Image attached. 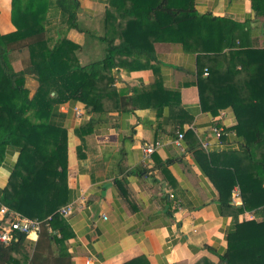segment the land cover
<instances>
[{"label":"crops","instance_id":"0c3cea01","mask_svg":"<svg viewBox=\"0 0 264 264\" xmlns=\"http://www.w3.org/2000/svg\"><path fill=\"white\" fill-rule=\"evenodd\" d=\"M9 1L0 0L2 33L14 30L8 17ZM79 3V27L103 33L107 0H79ZM194 6L199 14L230 19L228 34L235 37L231 51L264 48V5L258 12L253 8V0H194ZM51 25L55 26L56 38L59 26L56 18L47 28ZM62 31L63 36L80 46L77 51L80 63L95 60L103 53V45L94 35L87 38L76 28ZM153 48L157 60H150L148 67L113 69V87L134 96L133 89H147L157 80L164 88L178 92L179 105L173 106L174 109L164 106L158 110L131 102L128 107L132 109L128 112L109 104L107 111L86 113L84 118L92 121L94 130L84 135L83 156L79 157L74 129L83 118L74 117L73 102L59 106L64 113L62 124L67 129V203L71 202L73 208L68 215H61L53 227L54 241L39 238L36 245L42 252L39 263L220 264L228 234L236 223L262 220L254 210L234 214L220 204L219 185L208 157L212 151L241 147L233 130L237 123L233 108L211 113L200 104L198 62L222 69L225 62L221 56L225 52L213 61L209 53L184 50L177 41H157ZM22 59L24 56L14 57V70L24 67ZM233 62L234 70L247 65L246 71L231 78L237 87L236 97L247 99L249 93L244 83L251 79L255 65L247 64L242 55ZM36 85L33 77L26 76L29 95ZM214 123L224 132L220 142L209 134ZM178 132L183 133L180 147L174 143ZM205 139L209 142L206 149L201 145ZM156 140L159 145L145 154L143 147ZM16 155V150L9 149L0 164V195ZM231 204L240 206L241 198L232 199ZM37 239V232L27 234L26 256L14 252V260L8 264H28Z\"/></svg>","mask_w":264,"mask_h":264},{"label":"trees","instance_id":"16d2710c","mask_svg":"<svg viewBox=\"0 0 264 264\" xmlns=\"http://www.w3.org/2000/svg\"><path fill=\"white\" fill-rule=\"evenodd\" d=\"M262 5L263 0H253L257 12ZM79 11V0H10L8 17L14 30L0 32V164L9 149L17 151L0 206L41 221L28 264L40 262L39 238L54 241L52 230L61 217L58 209L69 199L67 129L59 106L70 101L79 104L85 114L107 111L109 104L128 112L131 102L158 110L164 106L174 109L179 105L178 92L157 80L147 89H133L134 96L113 87V69L146 68L150 60H157L153 48L157 41L180 42L184 50L205 51L213 61L225 52L222 69L198 62L200 104L211 113L233 108L237 120L233 130L241 147L212 151L208 157L219 185L220 204L234 214L254 210L262 220L236 223L219 263L264 264V48L231 51L235 37L228 34L230 19L199 14L194 0H107L101 34L79 27ZM55 18L58 35L49 42L46 28ZM63 28H76L87 38L94 35L103 45L101 57L80 63V46L62 35ZM25 48L28 62L14 70L10 54ZM240 55L247 64L255 65L251 79L244 83L247 99L236 97L237 87L232 84L234 75L247 69L244 65L234 70L233 60ZM122 56L125 58L120 59ZM127 57L132 58L127 61ZM26 76L37 81L31 95L25 86ZM85 114L74 129L79 157L83 156L84 135L94 130ZM234 187L239 190L240 206L231 204ZM24 242L26 234L19 231H14L10 243L0 241V264L14 260V252L26 256Z\"/></svg>","mask_w":264,"mask_h":264},{"label":"built area","instance_id":"2783aa9c","mask_svg":"<svg viewBox=\"0 0 264 264\" xmlns=\"http://www.w3.org/2000/svg\"><path fill=\"white\" fill-rule=\"evenodd\" d=\"M204 74H207V69H204ZM74 117L77 119H82L85 114V110L79 104H73L71 107ZM210 136L214 137L218 142L221 141L222 135L224 134L222 127L217 124H213L210 128L209 132ZM183 136L182 132H178L176 139H174V143L180 147L181 146V138ZM160 141L156 140L150 145H146L143 147V151L145 154H150L154 150L155 145H159ZM219 144V143H218ZM201 145L203 148H207L209 142L205 139L201 141ZM240 198L239 191L236 189L232 192V199ZM73 208V204L68 202L62 205L58 209V213L62 216H66L71 213ZM41 225V221L36 219H31L26 216L21 215L18 212L9 210L5 205L0 206V241L5 244L10 243L13 240L14 231H19L24 234L36 233L39 231Z\"/></svg>","mask_w":264,"mask_h":264},{"label":"rangeland","instance_id":"374dc122","mask_svg":"<svg viewBox=\"0 0 264 264\" xmlns=\"http://www.w3.org/2000/svg\"><path fill=\"white\" fill-rule=\"evenodd\" d=\"M81 24V23H80ZM54 29H55V26L54 25H51V26H49V28H47L46 29V32L48 33H46V35H47V37H48V39H49V42L50 41H53L54 39H55V32H54ZM90 30L91 29H89V32H90ZM91 32H92V30H91ZM92 33H94V32H92ZM95 34V33H94ZM48 35H50V36H48ZM51 39V40H50ZM23 50H25V52H23V53H18L17 51H13V52H11V54H10V56L12 57V61H13V59H14V57H17V58H19V57H23L24 56V59H22L23 61H21L22 62V65L23 66H25L27 63L26 62H28L27 61V50H26V48L25 49H23ZM101 57V56H100ZM99 57V58H100ZM99 58H97V59H99ZM11 64H12V62H11ZM30 89H31V86H28ZM12 211V210H11Z\"/></svg>","mask_w":264,"mask_h":264}]
</instances>
